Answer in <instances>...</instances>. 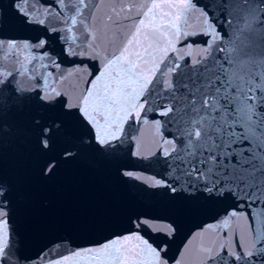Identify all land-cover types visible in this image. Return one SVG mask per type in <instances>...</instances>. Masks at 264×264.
Instances as JSON below:
<instances>
[{
    "label": "snow or ice",
    "instance_id": "1",
    "mask_svg": "<svg viewBox=\"0 0 264 264\" xmlns=\"http://www.w3.org/2000/svg\"><path fill=\"white\" fill-rule=\"evenodd\" d=\"M21 126L43 177L93 153L137 195L33 251L0 172V264H264V0H0V142ZM154 200L219 208L170 256Z\"/></svg>",
    "mask_w": 264,
    "mask_h": 264
},
{
    "label": "water",
    "instance_id": "2",
    "mask_svg": "<svg viewBox=\"0 0 264 264\" xmlns=\"http://www.w3.org/2000/svg\"><path fill=\"white\" fill-rule=\"evenodd\" d=\"M135 166V161H126ZM0 172L18 182L24 208L32 221L30 248L39 250L48 237L64 236L85 246L89 240H103L113 225L126 223L121 209L136 199V193L116 178L113 167L93 153L64 164L52 177H43L40 155L29 133L21 128L0 142ZM160 214L179 225L169 255L178 256L184 241L210 222L219 205L177 201L172 206L151 201Z\"/></svg>",
    "mask_w": 264,
    "mask_h": 264
}]
</instances>
